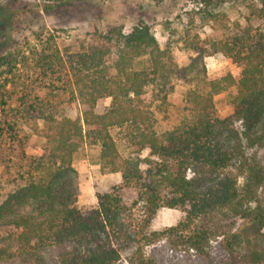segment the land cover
<instances>
[{
    "label": "trees",
    "instance_id": "trees-1",
    "mask_svg": "<svg viewBox=\"0 0 264 264\" xmlns=\"http://www.w3.org/2000/svg\"><path fill=\"white\" fill-rule=\"evenodd\" d=\"M218 1L202 0H226ZM237 1L248 8L246 23L235 21L231 33L212 42L211 49L189 30L162 46L141 22L128 33L121 25L96 33V41L87 45L61 48L54 38L42 36L0 56V261L44 264L41 249L69 243L57 264H114L123 258L130 264H156L146 246L230 208L257 227L258 237L246 240L234 232L228 249L252 244L249 258L264 264V209H251L252 198H241L238 177L226 174L203 184L188 175L194 165L219 169L243 156L238 134L233 142L230 118L218 114L215 96L220 93L227 92L232 116L242 122L249 144L264 141V26L253 25L256 18L264 21V0ZM212 10L205 11L206 18H220ZM180 42L198 52L187 66L174 60ZM214 53L241 67L239 76L204 77L202 88H186V116L159 131L156 113L170 104L179 80L192 81L200 59ZM20 65L32 71L27 85L19 83ZM106 98L111 104L98 111L99 101ZM224 130L229 134L222 140ZM34 137L40 139V154L29 152ZM119 140L131 148L129 156L122 155ZM86 144L99 147L102 171L121 174L118 188L140 187L147 218L134 232L122 221L123 199L115 190L97 193L95 207L78 205L73 163ZM144 150L154 157L147 158L146 170L141 167ZM250 170L257 182L258 167ZM165 207L181 209L182 218L173 226L152 229V219ZM189 238L192 247L204 251L205 228L195 226Z\"/></svg>",
    "mask_w": 264,
    "mask_h": 264
},
{
    "label": "rangeland",
    "instance_id": "rangeland-1",
    "mask_svg": "<svg viewBox=\"0 0 264 264\" xmlns=\"http://www.w3.org/2000/svg\"><path fill=\"white\" fill-rule=\"evenodd\" d=\"M207 9L219 11L220 18H206ZM247 13L246 4L237 0L209 4L202 0H0V56L16 51L27 42L36 41L42 36L54 38L61 48L80 43L87 45L96 41V33H105L118 25L123 26L124 31L128 33L141 22L149 25L162 46L168 39H178L189 30L191 34L198 33L203 44L211 49L212 42L231 33L235 21L245 24ZM253 25L263 27L264 21L256 18ZM173 55L179 66H187L197 57L198 52L184 47L180 42L174 47ZM28 70L19 66L16 72L20 76L19 83L24 82L27 85L30 82L28 79L32 71ZM240 71L241 67L230 64L221 53L205 55L197 64L195 74H191L193 80H179L175 92L170 96V104L162 112L156 113L157 129L159 131L170 129L186 116L184 101L186 88L190 86L202 88L204 77H216L228 72L238 77ZM38 93L42 98L47 95L44 90ZM215 101L220 118H230L229 127L233 131L231 132L233 142L237 141L236 134L242 139L243 156L235 158L231 164L219 169L203 164L194 165L188 170V175H195L203 184L226 174L235 175L238 177L241 198H252L251 209H256L257 206L264 209V141L249 144L244 135L242 122L232 116L233 110L228 103L227 92L216 95ZM110 104L111 98L102 99L97 105V110L103 111ZM72 111H77V107L74 106ZM227 134H229L227 130L221 133L222 140L226 139ZM118 144L122 155L129 156L131 148L122 140H119ZM29 152L41 153L40 139L36 137L32 139ZM98 153L97 145L86 144L75 156L73 165L78 175V205L85 208L95 207L98 203L97 193L115 190L123 199L122 221L129 232H134L147 218L146 203L140 197V187L132 185L118 188L122 184L121 174L102 171L97 161ZM140 157L143 159L141 167L146 170L149 166L147 158L154 157L150 155L149 150H144ZM253 166L258 167L260 174L257 182L251 177L250 169ZM182 216L181 209L162 208L152 219L151 228L161 230L173 226ZM195 226L205 228L207 231L208 240L204 244L203 252L190 244L189 237ZM234 232H241L246 240L247 237L252 240L258 237L257 227L251 221L237 215L230 208L218 209L197 219L196 223L184 232L166 234L157 242L146 246L145 251L156 264H261L249 258L252 244L236 245L235 252L228 249L227 239ZM69 246L70 244L66 243L46 247L41 249L38 255L44 264H57L58 255ZM0 264L24 262L14 258L0 261ZM114 264L130 263L123 258Z\"/></svg>",
    "mask_w": 264,
    "mask_h": 264
}]
</instances>
